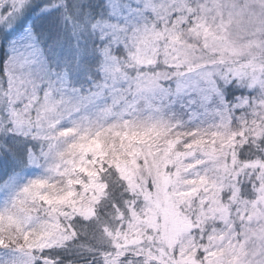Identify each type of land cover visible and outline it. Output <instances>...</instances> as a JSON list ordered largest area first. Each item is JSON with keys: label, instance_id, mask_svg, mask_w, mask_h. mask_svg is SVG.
I'll list each match as a JSON object with an SVG mask.
<instances>
[{"label": "snow or ice", "instance_id": "obj_1", "mask_svg": "<svg viewBox=\"0 0 264 264\" xmlns=\"http://www.w3.org/2000/svg\"><path fill=\"white\" fill-rule=\"evenodd\" d=\"M0 264H264V0H0Z\"/></svg>", "mask_w": 264, "mask_h": 264}]
</instances>
